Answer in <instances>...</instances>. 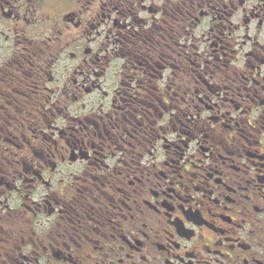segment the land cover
Masks as SVG:
<instances>
[{
	"label": "flooded vegetation",
	"instance_id": "1",
	"mask_svg": "<svg viewBox=\"0 0 264 264\" xmlns=\"http://www.w3.org/2000/svg\"><path fill=\"white\" fill-rule=\"evenodd\" d=\"M0 264H264V0H0Z\"/></svg>",
	"mask_w": 264,
	"mask_h": 264
}]
</instances>
